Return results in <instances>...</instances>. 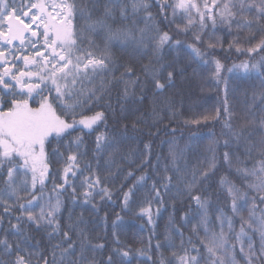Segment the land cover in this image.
<instances>
[{
  "label": "snow or ice",
  "instance_id": "1",
  "mask_svg": "<svg viewBox=\"0 0 264 264\" xmlns=\"http://www.w3.org/2000/svg\"><path fill=\"white\" fill-rule=\"evenodd\" d=\"M117 17L130 24L114 26ZM78 20L83 23H74ZM165 22L175 24V35L160 26ZM222 30L232 36L229 48L248 57L227 71L243 69L264 77V0H0V264H117L111 253L98 258L105 244L82 226V214L73 219L69 212L63 225L61 214L65 194L72 204L80 200L99 211L93 201L97 196L111 200L108 181L121 173L124 180L134 178L122 193L125 209L135 190L149 181L152 200L163 204L170 194L173 208L178 199L189 202L179 223L170 218L166 238L174 250L170 257L161 254L158 264H264V108L258 118L249 111L251 119L233 127L225 95L227 150L219 156L220 141L213 140L202 166L190 164L174 138L166 142V153L153 152L161 133L175 134L170 127L175 112L165 123L174 98L164 93L174 86L177 70L164 62L165 48L186 47L206 67L214 65L211 76L219 83L224 65L213 53L222 47L216 35ZM189 34L192 43L177 38ZM114 42L142 52L148 62L139 72L119 63L111 51ZM146 89L153 99L150 109L141 112L135 105L144 102ZM259 96L264 104V91ZM220 116L217 109L215 115L184 123L218 121ZM110 118L120 124L117 133L108 127ZM141 126L149 129L150 139L130 159L120 146L129 127L142 131ZM92 133L89 160L84 134ZM53 141L58 147L49 152ZM221 159L240 183L221 176L218 190H211L206 185ZM141 212L152 223L149 209ZM25 221L45 230L47 246L32 242ZM173 235L180 240L178 246ZM155 247L159 251L162 245L157 242ZM111 252L121 258L132 255L131 248ZM135 252L156 264L150 242Z\"/></svg>",
  "mask_w": 264,
  "mask_h": 264
},
{
  "label": "trees",
  "instance_id": "2",
  "mask_svg": "<svg viewBox=\"0 0 264 264\" xmlns=\"http://www.w3.org/2000/svg\"><path fill=\"white\" fill-rule=\"evenodd\" d=\"M103 2V0H102ZM155 13L156 8L152 9ZM74 23L82 24L83 21L78 20ZM130 21H122L117 17L116 25H128ZM140 27L143 24L140 23ZM164 30H170L175 35V24L161 23L160 25ZM220 37L222 47L218 46L213 55L215 59L220 60L224 65V70L221 72L222 80L217 83L211 76L214 70V65L206 67L201 61L195 59L190 55V50L186 47L178 49L165 48L164 50V62L173 63L176 67L177 74L174 80V86L169 87L164 93V96H171L174 98V108L169 111L165 117V123H169L168 117L172 116L175 112L174 118L171 120L170 127L175 129L174 137L169 132L168 134L161 133L158 138L154 140L153 152H167V141L169 139H175L178 147L183 150L185 158L192 165L202 166L205 158L210 156L208 147L213 140L218 139L220 141L217 147V153L222 156L226 151L223 147L224 139L228 138L225 133L227 129L224 128L225 115L223 112L224 99L227 95L228 105L232 115L233 127H239L242 123H245L251 117L248 115L249 111L254 113L258 118L261 115V108H264L262 104V98L259 93L264 91V77H258L255 73H245L242 69H235L229 73L228 68H231L234 64H240L242 61L248 59L246 54L236 52L235 48H229V42L232 40V36L227 33L226 30L218 31L216 33ZM185 42V44L192 43L191 34L177 37ZM92 39L96 43H101V38L93 36ZM113 57L119 63H128L139 69L142 64L148 62L149 57L142 52H134L132 48L126 47L118 42H114L111 46ZM146 98L142 104H137L135 107L139 108L141 112H147L150 109L153 94L151 90L145 92ZM163 98V97H161ZM255 98V99H254ZM219 109L221 116L220 119L212 120L207 123L201 122L200 124H185V120L201 119L206 115H215L216 110ZM108 127L113 133H117L120 130V124H117L113 119L108 120ZM142 127V131H133L131 127L127 130V138L121 144L122 154H131L130 159H135L143 146L150 137L147 135L149 129ZM104 130V126H100V131ZM251 130V126H249ZM154 131V129H153ZM87 130H85V133ZM81 133H73L78 135ZM96 133L84 134L85 143L89 149L88 159L91 160V149L94 148ZM253 141L257 139V136L252 137ZM161 141H165L161 145ZM58 147L56 141H53L51 145L47 147L49 152L53 148ZM64 151L63 147L60 148ZM234 150V146H233ZM240 154L243 156V148H241ZM95 166V161L92 160ZM101 173L103 174V161H101ZM251 167V162H249ZM54 168L60 167V165H53ZM125 171H127L129 165L123 164ZM132 168L135 165H131ZM140 173L137 172L136 175ZM221 176H228L229 179L234 180L236 183H240L235 175V170L231 172L227 164L221 159L218 163V171L214 176L210 178L207 185L211 186V190H218V181ZM134 178L123 179V173L117 178L110 179L108 186L113 188V196L111 200H100L97 196L93 201L97 205L99 211L92 207V204H82L80 200L76 204H72L68 194L63 197L65 199V208L61 214V224H65L68 220L69 212H71L73 219L83 215L85 224L93 238H98L96 242H102L105 244V248L102 253H97L98 258H105L110 253L113 255L114 261L119 264L123 259L125 264H152L147 261L145 257L136 254L135 249L148 246L151 243V255L153 261L158 264L161 254L165 257H170L171 252L174 250L168 245L167 236L171 233L169 227L170 218L177 223L180 222V217L188 210V201L185 199L175 201V208L172 206V198L169 194L165 196L164 203L160 204L156 200H152L149 196L151 181L144 187H139L135 190V195L132 196L129 207L127 209L123 206V191H127L128 187L133 183ZM123 184V188L120 185ZM51 182L49 181V188ZM215 199V198H214ZM82 200V198H81ZM149 200L151 202L149 203ZM223 200V196H221ZM149 209L151 214L152 223H149V214L142 213L141 209ZM0 214H2V208H0ZM19 215L17 211L15 213ZM117 215L121 218L117 220ZM246 215V213H245ZM107 216L105 221L104 217ZM13 223L16 221L13 219ZM113 222L116 223L115 229L113 228ZM8 226V218L5 217L4 227ZM23 226L26 231L34 238L35 241H40L42 246H47L49 241L43 228L37 229L35 226L28 224L26 221ZM185 234L188 235V228L184 229ZM115 232V236L113 235ZM0 235H3L0 232ZM11 239V237H10ZM173 240L178 246L180 240L177 236L173 235ZM258 243V237L256 238ZM160 242L162 247L157 251L156 244ZM114 248L132 249V255L127 258H121L112 253ZM178 250V247L177 249Z\"/></svg>",
  "mask_w": 264,
  "mask_h": 264
},
{
  "label": "rangeland",
  "instance_id": "3",
  "mask_svg": "<svg viewBox=\"0 0 264 264\" xmlns=\"http://www.w3.org/2000/svg\"><path fill=\"white\" fill-rule=\"evenodd\" d=\"M242 71H243V69H242ZM244 72V71H243Z\"/></svg>",
  "mask_w": 264,
  "mask_h": 264
}]
</instances>
